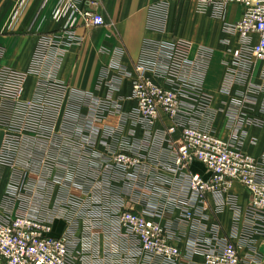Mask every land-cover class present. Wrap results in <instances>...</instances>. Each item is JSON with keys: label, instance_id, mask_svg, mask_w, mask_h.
<instances>
[{"label": "crops", "instance_id": "obj_1", "mask_svg": "<svg viewBox=\"0 0 264 264\" xmlns=\"http://www.w3.org/2000/svg\"><path fill=\"white\" fill-rule=\"evenodd\" d=\"M78 1L82 5L86 0ZM98 1L105 24L78 26L68 39L51 18L56 0H25L18 10L14 0H0V70L25 74L21 99L34 97L36 62L45 50L43 70H51L66 87L51 132L25 135L33 154L28 164L20 159L15 168L0 166V217L4 200L27 198L30 215L49 218V235H66L70 251L86 264H202V249L227 241L240 257L264 264L258 250L264 243V223L250 206L246 189L233 183L221 196L191 193L190 174L207 177L206 168L198 161L188 169L176 168L174 141L180 129L169 133L171 121L165 115L144 121L131 98L134 68L145 54V42L184 39L193 63L201 49L209 51L206 65L200 64L198 77L193 76L197 84L192 86L197 87L183 99L191 106L184 120L222 138L232 128L243 152L263 156L264 62L240 69L235 64L240 38L225 28L241 18L243 7L231 3L219 18L211 8L200 11L197 0H165V22L152 29L150 8L156 0ZM50 37L59 43L48 48ZM200 96L209 99V110L197 108ZM118 152L138 157L139 165L119 169L111 160ZM21 167L30 169L28 196L22 195L12 170ZM118 208L157 221L180 250L179 260H153L135 251L118 223Z\"/></svg>", "mask_w": 264, "mask_h": 264}, {"label": "built area", "instance_id": "obj_2", "mask_svg": "<svg viewBox=\"0 0 264 264\" xmlns=\"http://www.w3.org/2000/svg\"><path fill=\"white\" fill-rule=\"evenodd\" d=\"M14 1L18 10L25 0ZM231 3L243 7L241 18L225 26L228 32L236 33L240 38V52L235 64L244 69L250 62H264V0H197L200 11L211 8L219 18ZM98 7V0H86L82 5L78 0H56L51 18L61 24V30L71 39L78 26L91 29L105 24ZM165 18L166 1L156 0L150 8L149 28L160 29ZM254 35H257L256 41ZM46 43L51 48L59 41L50 37ZM189 50L190 43L180 38L169 42H145V54L135 65L132 81L131 98L135 111L148 123L161 115L167 116L171 121L167 128L169 133L180 129L179 137L174 141L175 167L188 169L192 162L198 161L208 172L207 177L190 174L188 189L191 193L198 197L221 196L233 183H240L249 194V204L259 215L258 220L264 223V155L257 158L243 152L239 133L232 128L228 137L222 138L184 120L191 106L183 99L191 87H197L192 86L197 84L193 76L198 77L196 71L199 72V66L206 65L209 54L206 49H201L193 63L188 58ZM45 56L46 50L36 62L39 78L34 97L29 101L21 99L25 74L11 69L0 70V126H6L0 131V166L15 168L18 165L21 140L27 131L38 137L51 132L66 87L55 79L51 70H43ZM153 77L163 78L166 83H159ZM196 106L201 111L209 110V99L198 97ZM17 120L20 121L18 129L13 128ZM15 135L20 139L13 141L11 138L15 139ZM111 160L121 170L139 165V158L127 152H118ZM118 209V223L126 229L135 251L153 260H179L180 250L171 243L157 221L130 209ZM50 231L51 220L47 217L40 219L19 214L10 219L0 218L2 264H86L70 251L66 235L52 237ZM202 255V264H256L252 259L240 257L230 241L202 249Z\"/></svg>", "mask_w": 264, "mask_h": 264}, {"label": "rangeland", "instance_id": "obj_3", "mask_svg": "<svg viewBox=\"0 0 264 264\" xmlns=\"http://www.w3.org/2000/svg\"><path fill=\"white\" fill-rule=\"evenodd\" d=\"M96 107H97V105H96ZM102 108H107V107L105 105H103ZM17 121L18 122L15 123V127L13 126V128L18 129V127L20 126V124H19L20 121L19 120H17ZM5 127L0 126V131H2L1 128H5ZM27 133H29V132L27 131L25 134H27ZM17 138H18V140L20 139L19 136L15 135V139H14V137H12L11 139L13 141H15V140H17ZM21 145H22V149L18 153V155H19L18 159L19 160L21 159L23 161V164H28L27 162L30 160L32 153L28 151L29 142L25 139V137L21 140ZM12 170L17 171V174L15 175L16 176L15 180L17 183L19 182L22 186L21 187V189L23 190L22 195L28 196L29 191H30V186H31V176L29 174V172H30L29 167H21V168H16V169H12ZM11 187H13V186L11 185ZM12 194H13L12 190L9 191V195H12ZM16 198H17L16 201L12 197L10 199L4 200L5 208L3 210V217H0V218L5 217L6 219H10V218H13L19 214L30 215V211H32V208H31L30 202L29 201L27 202V198H25V197L20 198L19 195H17Z\"/></svg>", "mask_w": 264, "mask_h": 264}, {"label": "water", "instance_id": "obj_4", "mask_svg": "<svg viewBox=\"0 0 264 264\" xmlns=\"http://www.w3.org/2000/svg\"><path fill=\"white\" fill-rule=\"evenodd\" d=\"M258 250L264 256V243L260 244Z\"/></svg>", "mask_w": 264, "mask_h": 264}]
</instances>
